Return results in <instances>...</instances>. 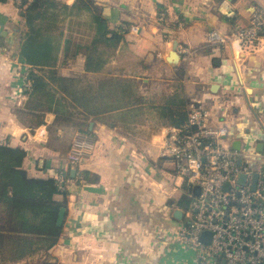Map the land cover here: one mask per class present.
<instances>
[{
    "label": "crops",
    "instance_id": "1",
    "mask_svg": "<svg viewBox=\"0 0 264 264\" xmlns=\"http://www.w3.org/2000/svg\"><path fill=\"white\" fill-rule=\"evenodd\" d=\"M58 1L73 6L78 0ZM91 1L111 29H129L105 53V66L88 71L85 47L67 49V41L75 43L78 34L72 31L74 21L69 22L72 33L68 30L63 46L55 50L54 66L35 71L48 75V81L52 73L83 83L50 81L56 100L44 105L42 96L28 92L32 67L18 60L27 32L25 13L13 0L0 2V141L26 151L23 165L29 176L64 172L74 179L68 186L62 237L49 251L50 260L180 264L184 215L179 219L175 212L184 210L185 192L159 153L172 126L137 128L143 121L137 118H162L157 107L176 95L201 100L211 123L227 126L228 141L243 154L241 163L263 169L264 38L255 52L238 58L231 40L214 45L209 33L231 36L237 27H247L254 12L264 9V0ZM132 26H139V33L131 32ZM54 35L56 31L51 36L55 43ZM175 43L179 59L173 64L168 57ZM181 47L190 55L182 54ZM78 140L86 142L84 155L73 166L66 156ZM171 190L180 192V198Z\"/></svg>",
    "mask_w": 264,
    "mask_h": 264
},
{
    "label": "built area",
    "instance_id": "2",
    "mask_svg": "<svg viewBox=\"0 0 264 264\" xmlns=\"http://www.w3.org/2000/svg\"><path fill=\"white\" fill-rule=\"evenodd\" d=\"M14 2L19 8L23 4V0ZM130 31L139 33L140 27L132 26ZM263 38L262 8L254 12L247 27H237L231 36L217 30L209 33L214 45L231 40L238 58L255 52ZM180 52L190 55L187 47ZM189 106L186 125L167 130L161 152L164 161L174 166L177 187L188 197L179 238L199 250L196 264H264V168L253 170L241 163L243 154L228 141L227 126H214L201 100L192 99ZM85 143L78 140L67 154L73 166L81 163ZM56 179L66 191L74 182L64 172H58ZM204 233L210 234L209 242L203 239Z\"/></svg>",
    "mask_w": 264,
    "mask_h": 264
},
{
    "label": "trees",
    "instance_id": "3",
    "mask_svg": "<svg viewBox=\"0 0 264 264\" xmlns=\"http://www.w3.org/2000/svg\"><path fill=\"white\" fill-rule=\"evenodd\" d=\"M21 10L25 13L27 32L20 52L32 67L28 73V92L31 97L42 96L43 105L56 100L49 89L50 81L61 86L69 84L76 87L83 82L78 78L66 79L52 73L48 81V75L35 71L36 67H53L56 62L55 50L58 49L51 36L43 35L42 21L48 18L52 20L59 11L63 14L72 11H77L76 14L84 11L90 13L89 27L93 31V38L89 44L77 45L79 49H86L88 71H99L105 66V53L117 46L129 29L127 26L111 29L108 18L91 0H78L73 6L58 0H23ZM67 42L69 49L72 42ZM101 46H105L106 50L101 49ZM128 87L125 84L123 88L127 91ZM190 102L188 97L174 96L167 104L157 107L161 119L173 127H184L188 120ZM25 157L26 151L23 148L0 141V264L19 262L40 251L48 253L63 233L58 218L62 207L67 206L68 191L60 189L56 177L29 176L23 165ZM58 195L63 199H57ZM181 203L184 208L187 206L186 193ZM38 264L60 263L45 258Z\"/></svg>",
    "mask_w": 264,
    "mask_h": 264
},
{
    "label": "rangeland",
    "instance_id": "4",
    "mask_svg": "<svg viewBox=\"0 0 264 264\" xmlns=\"http://www.w3.org/2000/svg\"><path fill=\"white\" fill-rule=\"evenodd\" d=\"M16 6H18L16 4ZM95 6V5H94ZM19 7V6H18ZM21 9V7H20ZM61 10V9H60ZM65 12V11H64ZM77 11H72L71 13L67 14V12H65L66 14L61 13V11L57 12L56 16L53 17V19H45L44 21H42V31H43V35L44 36H52V33L54 31H56V41L55 44L58 48V50L61 49V47L63 46V42L64 39L66 38V36H68L67 32L68 30H70V32L72 33V31H75L76 33H78L77 35H75V43L72 42L71 43V47L72 49L76 48V44H78L77 42H80L79 44H83L86 45L87 40L89 39V36L93 35V31L89 30V22H90V13L88 12H80L79 14H76ZM59 13V14H58ZM75 17H80V21L76 20L77 18ZM72 20L74 21V27L72 28L71 31V27L70 25H68L69 22H71L72 24ZM59 23H62L60 26L58 25ZM61 30V33L59 32ZM64 32V33H63ZM87 37V38H86ZM190 105V104H189ZM190 106H188V110H189ZM140 120H143L142 122H139L137 125V128L139 127H144L145 126H159L165 128V127H170L172 125H169L166 122H162L159 119L161 118H137ZM145 120H147L148 122H145ZM149 124V125H148ZM142 127V128H143ZM173 127V126H172ZM159 153L162 150L161 147H159ZM158 153V154H159ZM153 157L156 155H152ZM164 166L166 168H169L171 170H174V166L165 162ZM169 186V185H168ZM172 191V190H171ZM175 190H173L172 194H174L177 198H180V192H174ZM180 244V252H179V257L177 258V261H179L180 264H196L197 263V257L199 254V250L197 248H192L191 246L184 244L183 242L179 241ZM45 258H50V253L48 252H44V251H40L26 259H24L23 261L21 260V262H29L30 264H38L40 263L43 259ZM17 263V262H15ZM2 264H14V262H2Z\"/></svg>",
    "mask_w": 264,
    "mask_h": 264
},
{
    "label": "water",
    "instance_id": "5",
    "mask_svg": "<svg viewBox=\"0 0 264 264\" xmlns=\"http://www.w3.org/2000/svg\"><path fill=\"white\" fill-rule=\"evenodd\" d=\"M179 59V54L177 52V44L175 43V46H174V49L171 51L169 57H168V60L173 63V64H176L177 61ZM18 60L22 63H26V58L23 56V55H19L18 56ZM233 148L236 147V145L234 144L232 146ZM76 174V169H73V173L72 175L74 176ZM257 179H258V175L255 176V181H254V188L256 186V182H257ZM240 181L241 183H244L245 182V175H241V178H240ZM66 211H67V208L66 207H62L61 211H60V214H59V218H58V225L59 226H63L64 224V220H65V216H66ZM184 215V210H178L177 212H175V216L179 219L182 218V216ZM209 233H204L203 234V239L206 241V242H209ZM208 236V238H207Z\"/></svg>",
    "mask_w": 264,
    "mask_h": 264
}]
</instances>
